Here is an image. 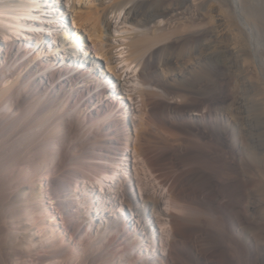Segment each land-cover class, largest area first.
I'll use <instances>...</instances> for the list:
<instances>
[{
	"label": "bare ground",
	"instance_id": "1",
	"mask_svg": "<svg viewBox=\"0 0 264 264\" xmlns=\"http://www.w3.org/2000/svg\"><path fill=\"white\" fill-rule=\"evenodd\" d=\"M48 1L0 0L7 58L0 63V180L8 182L0 197L16 210L9 222L0 205V239L14 240L27 227L53 229L44 194L64 231L80 235L84 218L73 187L99 177L101 188L112 172L107 163L133 144L170 207L186 211L168 215L166 264L264 260V0H65L73 25L89 37H63L61 45L81 59L69 68L36 60L29 45L39 47L44 37L56 43L60 35L49 31L57 25ZM80 39L86 44L78 55ZM49 54L56 55L50 46ZM100 58L109 72L103 79L82 66L100 65ZM128 73L143 108L134 137L121 101L102 93L103 84L120 85ZM88 75L98 92L88 88ZM221 93L227 102L217 101ZM152 120L165 137L148 139ZM44 236L51 241L47 252L34 253L40 262L56 256L62 242L59 232ZM130 238L118 229L97 262L114 264Z\"/></svg>",
	"mask_w": 264,
	"mask_h": 264
},
{
	"label": "rangeland",
	"instance_id": "2",
	"mask_svg": "<svg viewBox=\"0 0 264 264\" xmlns=\"http://www.w3.org/2000/svg\"><path fill=\"white\" fill-rule=\"evenodd\" d=\"M48 3L50 6L52 5L53 9V12L50 14L52 17L51 19H59L60 11L63 13L61 14L62 19L59 20V22H63V26L57 28L52 27V29L50 28L49 30L55 33L59 32V39L56 44H54V41L49 37H44V42H42L39 47L36 46L35 42H31L32 40H30L29 45H32V54L35 55L36 58L38 57L36 60L44 62L51 68L56 65L59 66L55 68H69L71 67L70 63L74 55L71 46L70 48H64L61 45L64 41L63 37L72 32L74 34L77 32V36L78 33L80 36L82 35L84 39L86 38V42L89 41V37L85 30L76 28L73 25L70 15L71 11L67 1L49 0ZM111 21L114 28H116L114 19L111 18ZM122 25L123 22H120L117 26L119 27ZM113 34L115 33L112 31V35ZM128 37H130V35ZM125 40L129 41L128 38ZM86 42H82L81 39L77 42L76 51L78 55L83 53L81 50L83 48L81 47L84 46L82 44H86ZM17 44H20V42ZM49 46L56 51V55L49 54ZM93 52L94 50H92V54ZM28 55L25 59L29 58L30 55ZM6 60L5 44L0 41V63H5ZM98 61L100 65L95 64L92 67L89 66V64H84L82 66L88 68L85 69L86 71H92L103 79L105 72L109 73L108 67L104 59L100 58ZM116 73L118 74L119 71H116ZM89 78L90 82L88 83V88L98 92L101 87H98L95 83L96 81L93 82L91 76L88 75L87 79ZM120 79V85L113 80H109L103 84V98H110L113 96L121 101L122 108L126 112L125 122H127L131 135L134 137L139 129L138 120L141 117L143 108L141 104H139L137 93L129 90V83L134 81V76H132L131 73L125 75L121 74ZM122 85L124 89L120 88ZM145 87H148V85H145ZM217 101L219 103H225L228 101V97L221 93L217 96ZM152 121L150 122L151 126L148 125V127H146L150 132L148 139L155 141L161 139L162 136L165 137L167 135L165 133L167 132H163L165 130L161 129L157 122L154 121V123ZM152 137L156 139L154 138V140ZM66 140L69 141L71 139L68 136ZM217 140L223 147L226 142V137L224 135H219ZM71 141L73 142V140ZM132 149L134 150L133 144L124 151L123 155H118L119 161L113 163L106 162L110 168H112V172L107 173L101 188L98 186L99 177H97L95 181L78 179L76 182L73 187V199L76 204L75 209L77 212H80L81 217L84 218V231L80 235L74 237L64 231V223L61 219V215L56 211L49 195L44 194V205L47 206L48 212L52 215L53 229L47 228V225H42L34 230L30 227V230L24 223L23 227H27L29 234L27 230H22L23 232L19 231L21 235L18 234V237L14 240L9 241L0 239V264H99L97 259L100 254L105 252L104 245L107 239L114 236L116 231L120 228L128 230L131 234V238L127 242L129 249L120 254L115 259L114 264H166L167 247L172 236L168 215L171 212L183 214L186 211L182 210V212H180L170 207L166 188L159 183V180L151 173L143 159ZM32 161H36V157L34 159L32 158ZM84 161L92 162L93 160L85 159ZM74 165L75 164H73V167ZM7 184L8 182L6 179L4 181L2 179L0 180V188L2 190L5 189L4 186ZM45 184L46 179L42 181V186H45ZM147 197L149 200L145 199ZM233 200L237 199L233 198ZM9 202H12V199L9 200L5 194L4 196L1 195L0 205L3 206H1V211L3 213L2 217H6L10 222L11 220L9 219L11 217L14 219L16 210L8 207V205H10ZM3 211L9 213L6 214ZM10 211L12 213H10ZM52 231L59 232L62 235V242L57 246L59 253L48 261L40 262L34 253L40 252L39 254H44L47 252L51 240L46 239L44 234ZM27 236L30 237L27 238ZM133 240L135 243H132ZM255 264H264V260L258 259Z\"/></svg>",
	"mask_w": 264,
	"mask_h": 264
}]
</instances>
